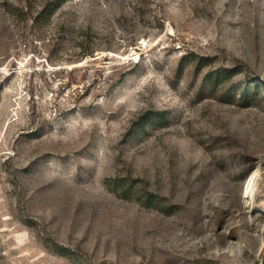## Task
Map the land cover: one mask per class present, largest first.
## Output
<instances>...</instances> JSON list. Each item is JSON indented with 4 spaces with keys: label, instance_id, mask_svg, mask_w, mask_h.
<instances>
[{
    "label": "rangeland",
    "instance_id": "374dc122",
    "mask_svg": "<svg viewBox=\"0 0 264 264\" xmlns=\"http://www.w3.org/2000/svg\"><path fill=\"white\" fill-rule=\"evenodd\" d=\"M0 264H264V0H0Z\"/></svg>",
    "mask_w": 264,
    "mask_h": 264
},
{
    "label": "trees",
    "instance_id": "16d2710c",
    "mask_svg": "<svg viewBox=\"0 0 264 264\" xmlns=\"http://www.w3.org/2000/svg\"><path fill=\"white\" fill-rule=\"evenodd\" d=\"M83 56H86V54H84Z\"/></svg>",
    "mask_w": 264,
    "mask_h": 264
}]
</instances>
